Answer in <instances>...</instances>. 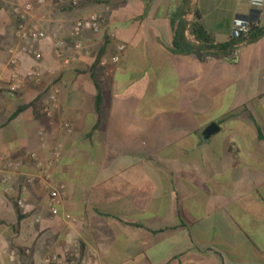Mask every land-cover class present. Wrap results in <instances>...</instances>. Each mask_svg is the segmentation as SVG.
<instances>
[{
    "label": "crops",
    "instance_id": "0c3cea01",
    "mask_svg": "<svg viewBox=\"0 0 264 264\" xmlns=\"http://www.w3.org/2000/svg\"><path fill=\"white\" fill-rule=\"evenodd\" d=\"M15 1L33 9L20 20L0 0V84H18L0 91V155L34 175L24 154L47 163L56 147L62 197L53 216L40 182H0V264H46L76 245L95 253L85 264H264V37L234 62L170 52L193 8L221 44L236 19L264 24V0ZM94 14L99 31L73 39L75 21ZM19 23L46 38L25 46Z\"/></svg>",
    "mask_w": 264,
    "mask_h": 264
},
{
    "label": "built area",
    "instance_id": "2783aa9c",
    "mask_svg": "<svg viewBox=\"0 0 264 264\" xmlns=\"http://www.w3.org/2000/svg\"><path fill=\"white\" fill-rule=\"evenodd\" d=\"M11 4L13 13L17 16L18 19L24 20L27 15L32 12L33 5L30 3L27 4H18L15 0H8ZM50 0H36V3L38 5H44ZM80 0H69V4L71 7H77ZM105 1H112V0H103ZM251 5L253 7H260L262 5L261 0H253L251 2ZM102 21V17L100 15H91L88 18L79 19L75 21V23L72 26L70 35L73 39L77 37V35L82 31H89L92 33H97L100 29V23ZM240 22L239 24L237 22ZM186 25L183 31V35L185 39L191 43V44H197L194 40L193 36L191 35V25L193 24L189 20L185 21ZM251 23L248 20L244 19H236L233 22L232 31H231V40L240 41L244 39L251 27ZM16 36L24 43L25 46L29 47L32 46L39 41L46 38V35L44 32L38 30L34 27H26L23 24L19 23L17 30H16ZM242 45L240 43L238 45V48ZM74 47L76 50H79L81 48V44L78 41H75ZM125 47L124 45H119L117 47V55L111 58L112 65L116 64L119 60V56L121 53H123ZM239 50V49H238ZM238 50L234 53V56L237 55ZM56 55L57 57H60V49L59 45H57L56 49ZM34 58L36 60L41 59V55L38 53L34 54ZM106 64V63H105ZM102 64V65H105ZM107 66V64H106ZM14 82L9 83L5 86H2L0 84V91L6 90L9 94H14L18 90V84L15 81V75H12ZM44 114L46 116H50V111L48 109H44ZM64 127L67 130L71 129V125L69 123H65ZM24 157L26 158L28 164L34 169L35 174L34 175H26L23 171V163L21 161H15L7 159L4 155H0V182L3 186V188L6 191L11 190V183L12 180L20 175L25 176L26 181L28 183H33L35 181L40 182L41 186L43 187L44 191L47 194L46 198V209L49 212L50 215H56L59 211V206L61 202L62 197V187H57L56 189H53L51 186L53 185V176L51 172V167L53 160H56L59 158V151L56 147L52 148L51 151V158L47 161V163H43L40 161L38 155L34 152H27L24 154ZM23 191L25 189H22ZM15 205L20 211H24L26 207V200L23 195H20L15 200ZM64 218L66 221H73L74 219L69 215L65 214ZM35 222H39V218H36ZM95 256V253L89 249H85L83 252H81L78 247H75L74 250L70 251V249H66L62 256L59 255H49L45 262L46 264H62L66 261L68 258L70 261V264H85V260L87 257Z\"/></svg>",
    "mask_w": 264,
    "mask_h": 264
},
{
    "label": "trees",
    "instance_id": "16d2710c",
    "mask_svg": "<svg viewBox=\"0 0 264 264\" xmlns=\"http://www.w3.org/2000/svg\"><path fill=\"white\" fill-rule=\"evenodd\" d=\"M188 6V0H186L184 2L185 9H187ZM193 12L195 22L191 25V35L197 44H191L185 39L183 31L186 23L180 20L174 31L172 48L170 49L171 53L178 55L192 54L199 61H205L208 59H226L229 62H234L236 58L234 53L239 49L238 45L240 43H252L264 37V24H252L248 35L244 39L240 41L231 40L227 43L216 44L214 37L208 34L200 24L198 11L193 8ZM98 101L99 99H97L96 103L97 108ZM259 138L263 139L264 137L259 135Z\"/></svg>",
    "mask_w": 264,
    "mask_h": 264
},
{
    "label": "rangeland",
    "instance_id": "374dc122",
    "mask_svg": "<svg viewBox=\"0 0 264 264\" xmlns=\"http://www.w3.org/2000/svg\"><path fill=\"white\" fill-rule=\"evenodd\" d=\"M235 59H236V58H235ZM249 95H250L249 92H247V93L245 94V97L248 98ZM217 112H219V111H217V109H216V110H213L212 113H211V115H210V118H211L212 121L217 120V123H218V119H217V118H219V115L217 114ZM215 124H216V123H215ZM216 125H217V124H216ZM75 247H78V249H79L81 252H83V251L85 250V248L82 247L81 245H76ZM74 249H75V248H74ZM74 249H72V250H74ZM72 250H70V251H72ZM51 255H55V254H51ZM69 263H70V261H69Z\"/></svg>",
    "mask_w": 264,
    "mask_h": 264
},
{
    "label": "water",
    "instance_id": "95a60500",
    "mask_svg": "<svg viewBox=\"0 0 264 264\" xmlns=\"http://www.w3.org/2000/svg\"><path fill=\"white\" fill-rule=\"evenodd\" d=\"M218 129V126L215 123L210 124L204 131V137L208 138Z\"/></svg>",
    "mask_w": 264,
    "mask_h": 264
},
{
    "label": "clouds",
    "instance_id": "9594fccd",
    "mask_svg": "<svg viewBox=\"0 0 264 264\" xmlns=\"http://www.w3.org/2000/svg\"><path fill=\"white\" fill-rule=\"evenodd\" d=\"M237 23L239 24L240 22L238 21Z\"/></svg>",
    "mask_w": 264,
    "mask_h": 264
}]
</instances>
